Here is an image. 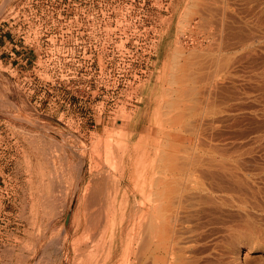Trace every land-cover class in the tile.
Returning a JSON list of instances; mask_svg holds the SVG:
<instances>
[{
    "label": "rangeland",
    "instance_id": "1",
    "mask_svg": "<svg viewBox=\"0 0 264 264\" xmlns=\"http://www.w3.org/2000/svg\"><path fill=\"white\" fill-rule=\"evenodd\" d=\"M210 1L0 0V264H158L163 205L177 264H264V14Z\"/></svg>",
    "mask_w": 264,
    "mask_h": 264
},
{
    "label": "bare ground",
    "instance_id": "2",
    "mask_svg": "<svg viewBox=\"0 0 264 264\" xmlns=\"http://www.w3.org/2000/svg\"><path fill=\"white\" fill-rule=\"evenodd\" d=\"M204 1L206 2V0H204ZM216 1H217V0H214V1L212 0V1H210V2H212V3L214 4ZM221 1H223V3L220 2L221 4H223V8H221L220 5H219V7H220V9H221V12H223V13L220 12V13H221V15H220L221 18H220V19H222V14H224V16H223L222 22H220V20L218 19V21H219L218 23H221L222 28H221V25H220L219 28H221V31H222V29H223L224 27H225V29H227L226 26H227L228 24L232 25V24H231L232 22L230 21V20H231V18H230L231 14H230V13L232 12V17H233V15L235 14L234 12H237V14H238V10L236 9V10H237V11H236L235 8H234L233 6H236V8H237V4H238L239 1L237 0L238 2H236V0H235V2H236L235 4H236V5H235V4L232 5V2H233L234 0H221ZM231 1H232V2H231ZM242 1H243V0H242ZM246 1H247V0H246ZM257 1H260V0H257ZM201 2H202V1H201ZM207 2H208V0H207ZM207 2H206V3H207ZM210 2H209V3H210ZM217 2H219V0H218ZM260 2H261V4L258 3V4H259V8L261 9L260 5H262V11H263L262 13L264 14V0H263V1L261 0ZM212 3H211V4H212ZM220 3H219V4H220ZM252 3H253V1H252ZM254 3H255V2H254ZM254 3H253V4H254ZM190 4H191V2H190ZM198 4H202V3H199V0H193V3L191 4V5H192V8H193V9H192L193 11H192V14H191V15H192L193 17L191 16L192 19H189L190 17L188 18L189 21H190V20H191V21L193 20V23H194V25H195V29L199 26V24L201 25V23H203L202 21H203L204 19L206 20V18L209 17V15H210V16L212 15V13H210L208 16L205 15V14H207V13L209 12V10H208V12L206 11L207 13H206L205 11L200 12L202 8H201V9L198 8V7H199ZM204 4H205V3H204ZM204 4L202 5L203 7H204V6H206V7H208V8L210 7V5H209L208 3H207L208 5H206V4L204 5ZM213 4H212V5H213ZM244 4H245V3H244ZM249 4H251V2L248 3V5H249ZM258 4L255 3V5H257V8H258ZM186 5H187V4H186ZM215 5H216V3H215ZM189 6H190V5H189ZM202 6H200V7H202ZM221 6H222V5H221ZM241 6H242V5H241ZM241 6H239V7H241ZM252 6H253V5H252ZM181 7H182V6H181ZM211 7H212V6H211ZM219 7H218V8H219ZM188 8H189V7H188ZM196 8H197V9H200V11H199V10H196ZM208 8L205 9V7H204L203 10H207ZM214 8H215V7H213V10H214ZM242 8H243V7H242ZM253 8H254V7H253ZM253 8H252V9H253ZM257 8L255 7V10H256ZM222 9H223V10H222ZM182 10H183V9H182ZM189 10H190V9H189ZM213 10H211V11H213ZM216 10H217V9H216ZM216 10H215V12H216ZM249 10H251V9H249ZM184 11H185V10H184ZM211 11H210V12H211ZM218 11H219V10H218ZM239 11L242 13L243 10L241 11L240 8H239ZM199 12H200V13H203V15H201ZM183 13H184V12H183ZM183 13L181 14V16L183 15ZM185 13H186V12H185ZM204 13H205V14H204ZM233 13H234V14H233ZM244 13H245V12H244ZM250 13H251V12H250ZM250 13H249V14H250ZM259 13H260V12H259ZM179 14H180V13H179ZM186 14H188V13H186ZM218 14H219V13H217V15H218ZM237 14H235L236 18L238 17ZM263 14H262V15L260 14V15L263 16ZM215 15H216V14H215ZM217 15H216V16H217ZM239 15H241V14H239ZM179 16H180V15H179ZM183 16H184V15H183ZM183 16H182V17H183ZM185 16H186V15H185ZM189 16H190V13H189ZM202 16H203V17L207 16V17H205V18L203 19ZM218 16H219V15H218ZM257 16H258V15H257ZM182 17H180V18H182ZM240 17H241V16H240ZM211 18H212V17H211ZM257 18H258V17H257ZM259 18H261V21H259L260 19H259V20L257 19V20L259 21V22H258L259 24H257L258 26L260 25V22H262V21L264 22V19H262V17H259ZM232 19H234V18H232ZM252 19H253V18H252ZM254 19H256V18H254ZM254 19H253V20H254ZM208 20H209V21L211 20L210 17H209V19L207 18V20L204 21V22H207ZM216 20H217V19H216ZM228 20L230 21V23H228ZM239 20H242V19L240 18ZM250 20H251V18H250ZM250 20H249V21H250ZM257 20H256V22H257ZM212 21H213V20H212ZM232 21H233V20H232ZM251 21H252V20H251ZM251 21H250V22H251ZM181 22H182V19H181ZM181 22H180V25H186V24H187V23H185V24L182 23V24H181ZM244 22H245V20H244ZM250 22H249V23H250ZM252 22H253V23H252ZM252 22H251V24H253V26H254V23H255V22H254V21H252ZM263 22H262V24H263ZM191 23H192V22H191ZM207 23H208V25H210L211 23H212V25H213V23L215 24V22H211V23L207 22ZM216 23H217V22H216ZM245 23H246V22H245ZM204 24H205V23H204ZM242 24H243V23H242ZM247 24H248V23H247ZM255 24H256V23H255ZM206 25H207V24H205L204 27H202L203 25H201L202 30H204V28L206 29V27L208 26V25H207V26H206ZM212 25H211V26H212ZM230 25H229V26H230ZM234 25H235V24H234ZM245 25H246V24H245ZM245 25H244V28H245ZM248 25H249V24H248ZM257 25H255V26L257 27ZM190 26H191V25H190ZM239 26L241 27V25H239ZM246 26H247V25H246ZM260 26H261V25H260ZM260 26H259V28H260ZM240 27H239V28H240ZM209 28H210V27H207V29H209ZM213 28H214V25H213ZM228 28L230 29L231 26L228 27ZM250 28H251V27H250ZM192 29H193V31H194V28H192ZM198 29H200V28H198ZM207 29H206V30H207ZM234 29L236 30V29H238V28L236 27V28H233L232 30H234ZM254 29H255V28H254ZM257 29H258V28H257ZM263 29H264V28H263ZM227 30H228V29H227ZM247 30H248V29H247ZM250 30L254 31L253 29H250ZM181 31H182V30H181ZM195 31H196V30H195ZM204 31H205V30H204ZM204 31H203V32H204ZM207 31H208V30H207ZM207 31H205V32H207ZM224 31H225V30H224ZM224 31H223V32H224ZM228 31H229V30H228ZM236 31H237V30H236ZM240 31H241V30H240ZM248 31H249V30H248ZM252 31H251V32H252ZM259 31H260V30H259ZM261 31H262V30H261ZM261 31H260V32H261ZM188 32H189V30H188ZM188 32H187V33H188ZM191 32H192V30H191ZM200 32H201V30H200ZM205 32H204V33H205ZM238 32H239V31H238ZM182 33H183V31H182ZM185 33H186V32H185ZM185 33H184V35H185ZM193 33H195V32H193ZM196 33H197V35H198L199 30H198V32H196ZM196 33H195V34H196ZM201 33H202V32H201ZM204 33H203V34H204ZM208 33H209V31H208ZM227 33H228V32L226 31L225 34L227 35ZM233 33H234V32H233ZM246 33H247V32H246ZM248 33H250V32H248ZM257 33H258V32H257ZM195 34H194V35H195ZM199 34H200V33H199ZM203 34H200V35L203 36ZM214 34H215V32L213 33V35H214ZM221 34H222V33H220L219 35L222 36L223 34H222V35H221ZM225 34H224V36H225ZM251 34H252V33H251ZM260 34H261V33H260ZM263 34H264V33H263ZM210 35H211V32H210ZM215 35H218V34H215ZM215 35H214V37H216L217 39H220V38L222 39V37H223V36L220 37L219 35H218V36H215ZM235 35H236V34H235ZM239 35H240V34H239ZM248 35H249V34H248ZM248 35H247V36H248ZM254 35H255V33H254ZM254 35H253V36H254ZM190 36H191V35H190ZM206 36H207V35H206ZM251 36H252V35H251ZM257 36H258V35H257ZM199 37H200V36H199ZM207 37H208V36H207ZM214 37H212V38H214ZM219 37H220V38H219ZM231 37H232V36H231ZM262 37H263V36H262ZM186 38H187V37H186ZM190 38H191V37H190ZM190 38H189V39H190ZM201 38H202V37H201ZM216 38H215V39H216ZM224 38H225V37H224ZM227 38H228V37L225 38V41H227V40H226ZM252 38H253V37H252ZM258 38H259V37H258ZM258 38H255V40L258 39ZM260 38H261V37H260ZM260 38H259V39H260ZM197 39H198V38H196V35H195V39H193V40L196 42ZM204 39H207V38L204 37ZM208 39H209V38H208ZM217 39H216V40H217ZM193 40H192V41H193ZM198 40H199V39H198ZM211 40H213V39H211ZM255 40H254V41H255ZM208 41H209V40H208ZM214 41H215V40H214ZM217 41H218V40H217ZM222 41H223V39H222ZM222 41H221V43H222ZM225 41H224V42H225ZM256 41H257V40H256ZM260 41H261V40H260ZM260 41H259V42H260ZM198 42H199V41H198ZM198 42H197V43H198ZM205 42H206V41H205ZM211 42L213 43V41H211ZM215 42H216V41H215ZM219 42H220V41H219ZM224 42H223V43H224ZM227 42H228V41H227ZM237 42H238V41H237ZM208 43H209V42H207V44H208ZM212 43H210V44H212ZM233 43H235V42H233ZM253 43H254V42H252V44H253ZM255 43H256V42H255ZM255 43H254V44H255ZM192 44H193V43H192ZM199 44H200V43H198V45H199ZM201 44H202V43H201ZM203 44H204V43H203ZM225 44L227 45L228 43H225ZM194 45H195V44H194ZM214 45H215V44H214ZM223 45H224V44H223ZM226 45H224V46H226ZM257 45H258V44H257ZM259 45H261V44H259ZM259 45H258L257 47H259ZM263 45H264V43H263ZM263 45H262V46H263ZM228 46H229V45H227L226 49L228 48ZM213 47H214V46H213ZM247 47H248V46H247ZM263 47H264V46H263ZM218 48H219V47H218ZM194 49H195V48H194ZM252 49H253V48H252ZM257 49H258V48H257ZM227 50L229 51L230 48L227 49ZM227 50H226V52H227ZM206 51H207V50H206ZM221 51H222V50H221ZM209 52H210V51H209ZM211 52H212V51H211ZM235 52H236V51H235ZM232 53H233V52H232ZM242 53H243V52H242ZM261 53H262V52H261ZM212 54H213V53H212ZM251 54H252V53H251ZM197 55H198V54H197ZM235 55H236V54H235ZM235 55H234V56H235ZM238 55H239V54H238ZM257 55H258V54H257ZM210 57H211V56H210ZM210 57H209V58H210ZM250 57H251V56H250ZM198 58H199V56H198ZM235 58H236V57H235ZM214 59H215V58H214ZM214 59H213V60H214ZM230 59H231V58H230ZM230 59H229V60H230ZM236 59H237V58H236ZM208 60H209V59H208ZM206 61H207V60H206ZM228 66H229V65H228ZM261 69H262V68H261ZM209 70H210V69H209ZM222 70H223V69H222ZM222 70H221V71H222ZM242 70H244V69H242ZM263 70H264V68H263ZM210 71H211V70H210ZM228 71H229V70H228ZM211 72H212V71H211ZM217 72H218V71H217ZM215 73H216V72H215ZM219 74H220V73H219ZM224 74H225V73H224ZM216 75H217V74H216ZM229 75H230V74H229ZM229 75H228V76H229ZM212 76H213V75H212ZM220 76H221V75H220ZM232 76H233V75H232ZM243 76H244V75H243ZM235 77H236V76H235ZM244 78H245V77H244ZM258 78H259V77H258ZM260 78H262V77L260 76ZM233 79H234V78H233ZM220 81H221V80H220ZM261 81H262V80H261ZM230 82H231V81H230ZM249 84H250V83H249ZM262 85H263V84H262ZM213 88H214V87H213ZM224 112H225V111H224ZM224 112H223V113H224ZM221 113H222V112H221ZM209 121H211V120H209ZM212 122H213V121H212ZM209 151H210V150H209ZM212 151H213V150H212ZM210 152H211V151H210ZM222 156H223V155H222ZM222 156L220 155V157H222ZM212 158H214V157H212ZM212 158H210V159H212ZM214 159H215V158H214ZM210 161H214V160H210ZM215 161H216V160H215ZM221 161H222V160H221ZM216 162H217V161H216ZM218 162H219V161H218ZM222 163H223V162H222ZM222 163L220 162V164H218V165H221ZM226 163H227V162H226ZM226 163H223L222 165H224V164L226 165ZM222 165H221V166H222ZM96 167L98 168V166H96ZM222 167H223V166H222ZM222 167H221V168H222ZM97 168H96V169H97ZM224 168H225V167H224ZM224 168H223V169H224ZM99 169H101V168H99ZM97 170H98V169H97ZM177 171H178V170H177ZM63 172H64V171H63ZM165 172H166V171H165ZM169 172H170V171H169ZM179 172H180V171H179ZM213 174H214V173H213ZM94 176H95V175H94ZM104 176H105V175H104ZM110 176H111V175H110ZM110 176L105 177V178H106V179H109ZM210 176H211V175H210ZM99 177H101V176L99 175ZM111 177L113 178V176H111ZM105 178H103V180H104ZM125 178H126V176L123 175L122 178L119 180V182L116 183V184H115L114 181H113L112 183L110 182V183H111V187H112V188H111V191H112V195H113V197H112L113 199L111 198V201H112V200H113V201H112V202L110 201V202H111V208H110L111 210H110V209H108V210L114 213V215H113L114 220H113V219H112L113 221L111 220V221H112V224L114 223V221H115V219H116L115 217H117V212L119 211V208L121 207L120 199H121L122 194H123L122 184H123V181L125 180ZM180 178H181V177H180ZM110 179H111V178H110ZM110 179H109V180H110ZM182 179H183V178H182ZM109 180H107V181L104 180V181H106V182H108V184H110V183H109ZM114 180H115V179H114ZM96 181H97V182L95 183L94 187L90 188V191H91V194L93 195V197L97 196L98 194H101V192H102V187H101V185H102V179H101V181H100V179H99L100 182H99L98 180H96ZM110 181H112V179H111ZM116 181H117V180H116ZM65 183H66V182H65ZM112 185H113V186H112ZM188 185H189V184H188ZM215 186H216V185H215ZM89 187H90V186H89ZM203 187H204V186H203ZM213 187H214V185H213ZM216 187H217V186H216ZM221 187H222V186H221ZM103 188H104V187H103ZM186 188H187V187H186ZM214 188H215V187H214ZM224 188H225V187H224ZM178 189H179V188H178ZM187 189H188V188H187ZM206 189L208 190V188H206ZM220 189H221V188H220ZM87 190H88V189H87ZM167 190H169V189H167ZM188 190H189V189H188ZM207 190H206V191H207ZM209 190H210V189H209ZM172 191H173V190H172ZM179 191H180V189H179ZM190 191H191V190H190ZM217 191H218V189H217ZM219 191H220V190H219ZM165 192H166V191H165ZM165 192H164V193H165ZM169 192H170V191H169ZM213 192H214V191H213ZM88 193H89V192H88ZM155 193H156V192H155ZM162 193H163V192H162ZM171 193H172V192H171ZM189 193H190V192H189ZM209 193H210V192H209ZM222 193H223V192H222ZM229 193H230V192H229ZM158 194H159V193H158ZM165 194H166V193H165ZM165 194H163V195H165ZM177 194H179V192H177ZM177 194H176V195H177ZM207 194H208V193H207ZM211 194H212V190H211ZM216 194H217V193H216ZM87 195H88V194H87ZM102 195H105V194H102ZM176 195H175V197H176ZM208 195H209V194H208ZM106 196H107V195H106ZM209 196H211V195H209ZM209 196H208V197H209ZM219 196H220V195H219ZM104 197H105V196H104ZM107 197H108V196H107ZM159 197H160V195H159ZM169 197H170V196H169ZM175 197H174V198H175ZM208 197H207V198H208ZM152 198H153V197H152ZM207 198H206V199H207ZM209 198H210V197H209ZM232 198H233V197H232ZM177 199H178V198H177ZM177 199H176V200H177ZM185 199H186V198H185ZM211 199H212V198H211ZM214 199H215V198H214ZM227 199H228V198H227ZM103 200H104V199H103ZM162 200H163V197H162ZM164 200H166V199H164ZM176 200L174 199V201H176ZM219 200H220V199H219ZM244 200H245V199H244ZM94 201H95V200H94ZM171 201H172V200H170L169 202H171ZM174 201H173V202H174ZM222 201H223V200H222ZM87 202H88V199H87ZM104 202H105V201H104ZM161 202H162V201H161ZM211 202H212V201H211ZM216 202H218V198H217ZM244 202H245V201H244ZM246 202H247V201H246ZM106 203H107V202H106ZM152 203H153V202H152ZM182 203H183V202H182ZM221 203H222V202H221ZM247 203H248V202H247ZM91 204H92V203H91ZM95 204H96V203H95ZM159 204H160V203H159ZM161 204H162V203H161ZM170 204H172V203H170ZM183 204H185V203H183ZM183 204H182V206H183ZM214 204H215V203H214ZM223 204H224V203H223ZM93 205H94V204H93ZM175 205H176V203H175ZM211 205H212V203H211ZM217 205H218V204H217ZM109 206H110V205H109ZM109 206H108V207H109ZM160 206H161V205H160ZM167 206H168V204H167ZM170 206H171V205H170ZM178 206H179V205H178ZM182 206H181V207H182ZM207 206H208V205H207ZM209 206H210V204H209ZM215 206H216V205H215ZM100 207H101V210H102V205H100ZM103 207H104V206H103ZM162 207H163V208H162L161 216H160V218H157L158 222H156V224H154V225H155V226H154V227H155L154 229H156V231H157V235H156L157 237H156V239L158 238V239H157L158 243H157L156 246H155L157 249H154V248H153V249H154V250H153V251H154L153 253L155 254V252H157V251H158V253H159V256H158L157 259H156V263H158V264H168V263L171 262V261H174V262L176 263L177 260L180 262V259H179L180 256H177V260H173V258H174V259H176V258L172 255V254L174 253V250H177V248H176V245H177V244H176V243H178V242H177L178 237H174V235H175V231L177 230V229L174 230V228H175L174 226L177 225L176 223H177L178 221H177V219H175V216H174V215H173V219H172V218L170 219V217H172V216L168 217V213H167L168 208L165 207V205H163ZM210 207H212V206H210ZM225 207H226V206H225ZM91 208H92V207H91ZM96 208H97V206H96ZM186 208H187V207H186ZM218 208H219V207H218ZM259 208H260V207H259ZM92 209H93V208H92ZM98 209H100V208H98ZM106 209H107V207H106ZM171 209H172V208H171ZM181 209H182V208H181ZM214 209H215V208H214ZM94 210H95V208H94ZM173 210H174V209H173ZM185 210H186V209H185ZM98 211H99V210H98ZM103 211H104V210H103ZM160 211H161V210H160ZM168 211H169V210H168ZM182 211H183V210H182ZM240 211H241V210H240ZM85 212H86V211H85ZM107 212H108V211H107ZM185 212H186V211H185ZM185 212H184V213H185ZM88 213H89V212H88ZM90 213H91V212H90ZM109 213H110V212H109ZM176 213H177V212H176ZM244 213H245V211H244ZM97 214H98V213H97ZM104 214H105V213H104ZM180 214H182V213L179 212V215H180ZM187 214H188V213H187ZM187 214H185V215H187ZM87 215H88V214H87ZM92 215H93V214H92ZM94 215H95V214H94ZM107 215L109 216V215H111V214H107ZM185 215H184V216H185ZM99 216H100V215H99ZM99 216H98V219H100ZM148 216H149V215H148ZM150 216H152V215H150ZM156 216H157V215H156ZM184 216H183V217H184ZM188 216H189V215H188ZM249 216H250V215H249ZM251 216H252V215H251ZM100 217H102V216H100ZM152 217H153V216H152ZM177 217H178V216H177ZM245 217H246V216H245ZM95 218L97 219V217H95ZM95 218H92L93 221L96 220ZM102 218H103V217H102ZM147 218H148V217H147ZM153 218H154V217H153ZM181 218H182V217H181ZM251 219H252V218H251ZM256 219H257V218H256ZM106 220H108V219H106ZM150 220H151V219H150ZM157 220H156V221H157ZM97 221H98V220H97ZM97 221H96V222H97ZM109 221H110V220H109ZM109 221H106V222L104 221V222L107 223V222H109ZM154 221H155V220H154ZM176 221H177V222H176ZM100 222L102 223L103 220L100 221ZM100 222H99V224H100ZM172 222L174 223L173 225H172ZM86 223H88V222H86ZM90 223H91V222H90ZM92 223H94V222H92ZM182 223H183V222H182ZM245 223H247V222L245 221ZM245 223H244V224H245ZM112 224H111V225H112ZM145 224H146V223H145ZM93 225H94V224H93ZM104 225H105V224H104ZM107 225H108V224H107ZM248 225H249V223H248ZM97 226H98V224L96 223V226H95V227H97ZM183 226H184V225H183ZM242 226H243V225H242ZM242 226H240V227H242ZM248 227H249V226H248ZM250 227H251V225H250ZM104 228H105V227H104ZM233 228H234V227H233ZM244 228H246V226H245ZM92 229H93V228H92ZM98 229H100V228H98ZM98 229H96V230H98ZM142 229H143V228H142ZM149 229H150V228H149ZM251 229H254V228H251ZM251 229H250V230H251ZM150 230H151V229H150ZM178 230H179V229H178ZM180 230H181V229H180ZM232 230H233V229H232ZM248 230H249V229H248ZM104 231H105V230H104ZM143 231H144V230H143ZM147 231H148V229H147ZM185 231H186V230H185ZM185 231H184V232H185ZM233 231H234V230H233ZM95 232H97V231H95ZM148 233H150V232H148ZM230 234H231V232H230ZM236 234H237V233H236ZM82 235H83V234H82ZM103 235H104V234H103ZM150 235H151V234H150ZM237 235H238V234H237ZM239 235H240V234H239ZM91 236H92V234H91ZM176 236H177V234H176ZM231 236H232V234H231ZM231 236H230V237H231ZM242 236H243V235H242ZM97 237H98V236H97ZM182 237H183V236H182ZM101 238H102V237H101ZM151 238H152V237H151ZM154 238H155V237H154ZM185 238H186V237H185ZM152 239H153V238H152ZM152 239H151V240H152ZM142 240H143V239H142ZM144 240L147 241L146 239H144ZM148 240H149V239H148ZM91 241H92V240H91ZM145 241H143V242H145ZM178 241H180V240H178ZM183 241H184V240H183ZM188 241H189V239H188ZM147 242H148V241H147ZM181 242H182V241H181ZM185 242H186V241H184V243H185ZM145 243H146V242H145ZM151 243H153V240H152ZM187 243H188V242H187ZM189 243H190V242H189ZM143 244H144V243H143ZM147 244H150V242L147 243ZM154 244H155V243H154ZM191 244H192V243H191ZM97 245H98V244H97ZM150 246H152V245L150 244ZM153 246H154V245H153ZM186 246H187V245H186ZM88 248H89V247H88ZM137 248H138V247H137ZM148 248H149V246H148ZM175 248H176V249H175ZM56 249H57V248H56ZM89 249H90V248H89ZM146 250H147V248H146ZM155 250H157V251H155ZM178 250H179V249H178ZM90 251H91V250H90ZM148 251H149V249H148ZM175 252H176V251H175ZM185 252H186V251H185ZM93 253H94V252H93ZM151 253H152V252H151ZM158 253H157V255H158ZM178 253L180 254L179 251H178ZM146 254H147V252H146ZM175 254H176V253H175ZM188 254H189V253H188ZM87 255H88V254H87ZM152 255H153V254H152ZM171 255L173 256L172 259H170V258H171ZM194 256H195V255H194ZM95 257H96V256H95ZM181 257H182V256H181ZM181 257H180V258H181ZM93 258H94V257H93ZM145 258H146V257H145ZM151 259H155V257L150 258L149 260H151ZM140 260H141V259H140ZM147 260H148V258H147ZM170 260H171V261H170ZM181 260H182V258H181ZM183 260L185 261L184 258H183ZM183 260H182V261H183ZM184 261H183V262H184ZM175 263H172V264H175ZM177 263H178V262H177ZM177 263H176V264H177ZM190 263H191V262H190ZM192 263H193V262H192ZM145 264H146V263H145ZM148 264H149V261H148ZM151 264H152V262H151ZM154 264H155V260H154ZM170 264H171V263H170ZM180 264H181V263H180ZM182 264H183V263H182ZM185 264H186V263H185Z\"/></svg>",
    "mask_w": 264,
    "mask_h": 264
},
{
    "label": "water",
    "instance_id": "3",
    "mask_svg": "<svg viewBox=\"0 0 264 264\" xmlns=\"http://www.w3.org/2000/svg\"><path fill=\"white\" fill-rule=\"evenodd\" d=\"M67 223H68V221H67Z\"/></svg>",
    "mask_w": 264,
    "mask_h": 264
}]
</instances>
